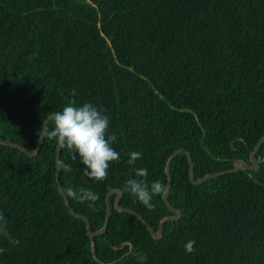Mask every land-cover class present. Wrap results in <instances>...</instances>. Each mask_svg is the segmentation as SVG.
I'll return each mask as SVG.
<instances>
[{"label": "trees", "instance_id": "trees-1", "mask_svg": "<svg viewBox=\"0 0 264 264\" xmlns=\"http://www.w3.org/2000/svg\"><path fill=\"white\" fill-rule=\"evenodd\" d=\"M72 100L105 110L120 159L94 181L66 148L59 161L72 171H56L47 137L35 156L0 143V213L20 241L0 235V264H264V140L255 170L199 184L178 153L167 199L180 215L158 238L116 210L112 194L107 228L93 239L98 260L56 181L98 193L94 208L67 198L92 231L114 188L156 231L173 213L162 195L149 210L128 191L135 169L167 184L165 164L178 148L190 153L195 178L250 163L264 133V0H0V137L34 150L44 120ZM133 151L142 155L130 165Z\"/></svg>", "mask_w": 264, "mask_h": 264}, {"label": "clouds", "instance_id": "clouds-1", "mask_svg": "<svg viewBox=\"0 0 264 264\" xmlns=\"http://www.w3.org/2000/svg\"><path fill=\"white\" fill-rule=\"evenodd\" d=\"M75 95V89L72 90ZM104 109H98L95 105L85 102L77 105L74 100L69 101L60 111L49 115L52 127L47 122L38 130V137L43 141L45 137L54 140L58 148L67 149L70 158L78 161L83 167L80 171L85 177L94 181H103L108 176L110 162L119 161L120 154L112 146L117 140L113 132L109 134L110 117L105 115ZM141 152L133 151L129 154L127 163L134 162L141 158ZM58 166L65 172L72 171V165L58 161ZM148 170L146 168L135 169V178L126 181L128 191L136 197L149 210L153 209V196L162 195L168 191V187L160 180H147ZM66 198L78 202H88V206L94 208L95 202L99 199L98 193L89 188L79 187L73 189L68 187L63 190ZM0 235L7 238L8 242L18 245L20 241L11 236L8 232V221L3 213H0ZM195 241L188 240L184 244V250L191 254L195 251ZM7 249L0 247V254Z\"/></svg>", "mask_w": 264, "mask_h": 264}, {"label": "water", "instance_id": "water-1", "mask_svg": "<svg viewBox=\"0 0 264 264\" xmlns=\"http://www.w3.org/2000/svg\"><path fill=\"white\" fill-rule=\"evenodd\" d=\"M48 117L44 120L43 125H42V128L45 126V123L46 122L48 124V122H49ZM263 140H264V133L261 136V138L258 140V142H257L256 146L254 147V149L250 153V163H246V162H244L241 159H237V160L234 161L232 168L227 169V170H224V171H220V172L206 174V175H204V176H202L200 178H195L194 177L193 161H192V158H191L190 153L188 151L182 149V148H178V149L174 150L170 154V156L168 157V159L166 161V164H165V172H166L167 180H168V182H167L166 185L168 187V191L166 193L162 194L163 201L165 202V204L169 208V210L173 213V215H169V216L163 217L159 221L158 227H157V230L156 231H154L153 228L147 223V221L140 214H138L136 211H134V210H132L130 208H125V207H123V206L120 205V198L122 196V190L119 189V188H114V189L110 190L109 192H107V194L105 196L106 212H105V220H104V223H103V225H102L101 228H99V229H97L95 231H92L91 228H90V221L86 218V216H84V215H82L80 213L75 212L70 207L69 202H68L67 198L65 197V195L63 194V190H62L61 186L59 185L58 178H56V181L58 183V189H59L61 195L64 198L65 204L69 207V210H70L71 214L74 215V216H76V217H79V218H81V219H83L85 221V223H86V225H85L86 233L89 236V238L91 239V250H92V253H93V257L96 260H98L97 256L94 253V242H93V239H94V237L96 235L102 234L106 230V228H107L108 221H109V217H110V200H109V198H110V196L112 194H116V196L114 198V202H113V205H114V207H115L116 210H118V211H125V212H129V213H132V214L136 215L146 225V227H147L148 231L150 232V234L152 235V237L153 238H158L162 234V225L164 224V222L165 221H168V220H175L180 215L179 210L175 209L170 204V202L167 199V195H168V192H169V187H170V184H171L170 164H171L172 159L178 153H180L182 151L185 152V154L187 155L188 165H189V179H190V181L192 183L199 184V183L203 182L205 179H207L209 177L219 176V175H222V174H225V173L234 172V171H238V170H241V169L255 170L257 168V166H258V159L256 158V153H257V151L259 149V146H260V144L262 143ZM41 142L42 141L39 138L38 144L35 147V149L32 150V151H29L26 148L22 147L21 145L15 143V142H12L10 140L3 139V138L0 137V143L5 144V145H8V146L15 147L18 150H20L21 152H23V153H25V154H27L29 156H35L38 153L39 148H40V145H41ZM59 158H60V148H58V146H56V171H58V169L60 168L58 166ZM56 176H57V173H56Z\"/></svg>", "mask_w": 264, "mask_h": 264}]
</instances>
